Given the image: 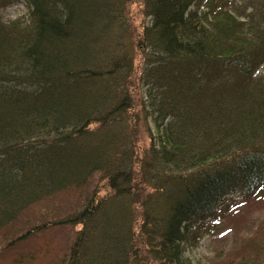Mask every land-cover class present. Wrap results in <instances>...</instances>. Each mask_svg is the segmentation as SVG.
Returning <instances> with one entry per match:
<instances>
[{"label": "trees", "instance_id": "16d2710c", "mask_svg": "<svg viewBox=\"0 0 264 264\" xmlns=\"http://www.w3.org/2000/svg\"><path fill=\"white\" fill-rule=\"evenodd\" d=\"M136 1L0 0V233L97 174L109 188L4 250L68 227L62 264H193L234 198L264 189V0H142L134 37ZM22 2L29 18L5 21Z\"/></svg>", "mask_w": 264, "mask_h": 264}, {"label": "rangeland", "instance_id": "374dc122", "mask_svg": "<svg viewBox=\"0 0 264 264\" xmlns=\"http://www.w3.org/2000/svg\"><path fill=\"white\" fill-rule=\"evenodd\" d=\"M242 4L243 0H235ZM129 26L133 36L137 37L148 21L142 11V0H137L129 5ZM30 9L26 2L19 3L2 12V17L7 22L27 20ZM135 75L133 78V91L137 90V79L140 74L141 55L136 50ZM264 75V64L259 70ZM137 152L142 157L146 148L150 145L148 135L140 131L137 133ZM100 191L104 196L109 192L106 180L100 174L92 177L89 186L85 189L70 194L52 198L41 202L38 207L29 209L23 213L15 227L8 230L5 236L0 233V264H62V255L67 251L69 243L75 236L74 231L68 227H57L42 232L23 244H18L10 250H4L7 244L22 231L29 227L47 222L48 217H62L70 212L71 207L80 206L94 191ZM137 190L134 194L135 201L140 202L149 192ZM232 209L222 214V219L213 227V231L205 235L198 247L187 251L186 256L193 264H240L248 256H258L259 262L264 264V189L256 195L252 201H246L242 197H235ZM75 206V207H76ZM76 207V209H78ZM57 219H54L55 221ZM79 229V228H77Z\"/></svg>", "mask_w": 264, "mask_h": 264}]
</instances>
